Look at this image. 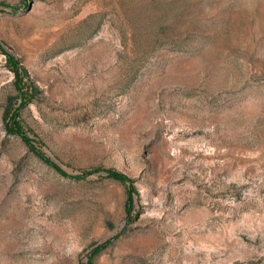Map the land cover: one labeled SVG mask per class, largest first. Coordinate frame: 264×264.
Masks as SVG:
<instances>
[{
    "label": "rangeland",
    "instance_id": "1",
    "mask_svg": "<svg viewBox=\"0 0 264 264\" xmlns=\"http://www.w3.org/2000/svg\"><path fill=\"white\" fill-rule=\"evenodd\" d=\"M0 264H264V0H0Z\"/></svg>",
    "mask_w": 264,
    "mask_h": 264
},
{
    "label": "trees",
    "instance_id": "2",
    "mask_svg": "<svg viewBox=\"0 0 264 264\" xmlns=\"http://www.w3.org/2000/svg\"><path fill=\"white\" fill-rule=\"evenodd\" d=\"M12 133L19 134V135H24L21 132H19L18 129L12 130ZM33 151H34L35 155L38 156L42 161H44L45 163H47L49 165H52L50 160L46 156H44V154L40 150H38L37 148H33ZM109 175L112 178H115V179H118V180H121V181L126 180V177L124 175L118 173V172L109 171ZM68 177L73 178V179H81L82 178V176H68ZM108 243L109 242H105V243H102V244H99L98 246H96L94 248V253L93 254H96L97 252L102 250Z\"/></svg>",
    "mask_w": 264,
    "mask_h": 264
}]
</instances>
